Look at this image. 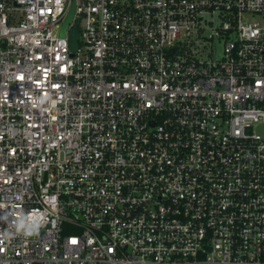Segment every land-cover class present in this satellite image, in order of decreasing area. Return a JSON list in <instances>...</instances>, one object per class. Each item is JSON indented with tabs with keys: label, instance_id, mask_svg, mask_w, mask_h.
<instances>
[{
	"label": "built area",
	"instance_id": "built-area-1",
	"mask_svg": "<svg viewBox=\"0 0 264 264\" xmlns=\"http://www.w3.org/2000/svg\"><path fill=\"white\" fill-rule=\"evenodd\" d=\"M260 126L264 0H0V264H264Z\"/></svg>",
	"mask_w": 264,
	"mask_h": 264
},
{
	"label": "water",
	"instance_id": "water-1",
	"mask_svg": "<svg viewBox=\"0 0 264 264\" xmlns=\"http://www.w3.org/2000/svg\"><path fill=\"white\" fill-rule=\"evenodd\" d=\"M72 14H73V10L71 11L69 16L67 17L66 21L64 22V25H63V28H62V35L65 33V29H66V27L68 25V22L72 18ZM78 37H79V32L77 30V26H75V28L71 32V46H72V49H76L77 48V46H78Z\"/></svg>",
	"mask_w": 264,
	"mask_h": 264
},
{
	"label": "rangeland",
	"instance_id": "rangeland-1",
	"mask_svg": "<svg viewBox=\"0 0 264 264\" xmlns=\"http://www.w3.org/2000/svg\"><path fill=\"white\" fill-rule=\"evenodd\" d=\"M258 130L262 131V130H264V127L260 126V127H258Z\"/></svg>",
	"mask_w": 264,
	"mask_h": 264
}]
</instances>
